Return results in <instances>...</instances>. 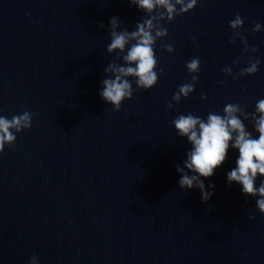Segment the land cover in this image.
Returning a JSON list of instances; mask_svg holds the SVG:
<instances>
[{
	"label": "water",
	"instance_id": "obj_1",
	"mask_svg": "<svg viewBox=\"0 0 264 264\" xmlns=\"http://www.w3.org/2000/svg\"><path fill=\"white\" fill-rule=\"evenodd\" d=\"M237 14L247 53L239 38L229 42ZM146 15L129 0H0V116L34 114L0 153V264L33 256L38 264H264L258 197L227 183L238 150L204 179L213 192L204 202L198 188H179L176 166L191 145L173 124L180 114L222 115L230 103L252 113L264 99V0H198L163 21L168 35L155 45L163 74L149 90L129 77L133 98L116 112L99 96L115 59L106 51L109 21L133 31ZM197 57L195 91L169 109ZM249 59L260 61L255 75L223 73L235 75ZM243 122L258 138L253 122Z\"/></svg>",
	"mask_w": 264,
	"mask_h": 264
},
{
	"label": "clouds",
	"instance_id": "obj_2",
	"mask_svg": "<svg viewBox=\"0 0 264 264\" xmlns=\"http://www.w3.org/2000/svg\"><path fill=\"white\" fill-rule=\"evenodd\" d=\"M129 3L146 13V18L143 22H138L133 31L126 28L118 31L121 26L119 18L110 19L111 42L106 51L108 54L115 53V59L104 68V73L111 75L101 81L102 88L99 91L101 99L110 104L116 112L120 111L124 100L133 98L134 89L129 77L135 79L136 89L139 90H149L157 84L163 69L159 73L156 70L158 60L155 45L158 40L168 35V30L162 22H171L176 16L194 10L198 0H129ZM243 24L244 20L239 14L229 21V27L233 30L229 42L235 43L239 38L244 44V52L247 53V40L240 32ZM99 27L103 29V23ZM261 30V25L256 23L253 32ZM192 40L195 41V37H192ZM162 48L169 53L174 51L170 44H163ZM251 51L256 52L257 49L252 48ZM233 64L238 65L239 60L233 61ZM259 64L258 59H249L248 66L241 68L235 75L231 67H225L223 73L237 80L242 76L255 75ZM200 67L201 61L198 57L186 63L191 83H185L178 88L172 101L168 103L169 109L173 107V102L178 104L182 97L186 99L195 91ZM201 98L207 99L203 93ZM33 116L34 114L28 111L13 115L11 119L0 116V153L4 152L5 145L11 147L15 144L16 134L32 127ZM245 120L253 122L254 130L259 134L258 138H254L247 130L243 122ZM173 124L178 137L186 138L191 145L183 166H176V171L180 174L179 188H198L202 200L207 202L213 192L206 190L204 179L212 177L215 170L223 165L229 149H235L239 155L236 166L227 173V183L229 186L233 182L241 185L245 197H258L255 201L256 208L264 215V179H261L259 187H256L257 178H264V99L256 102L255 111L252 113L238 103H230L223 108L222 115L210 112L205 120L191 113L180 114L173 120ZM214 187L211 183L207 186L208 189ZM253 218L249 216V219ZM29 264H38V258L31 257Z\"/></svg>",
	"mask_w": 264,
	"mask_h": 264
}]
</instances>
